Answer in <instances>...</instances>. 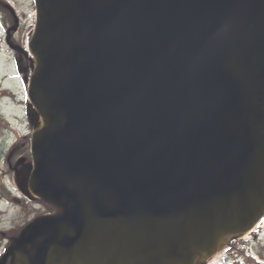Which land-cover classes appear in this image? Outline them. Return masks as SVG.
Listing matches in <instances>:
<instances>
[{"label":"water","instance_id":"obj_1","mask_svg":"<svg viewBox=\"0 0 264 264\" xmlns=\"http://www.w3.org/2000/svg\"><path fill=\"white\" fill-rule=\"evenodd\" d=\"M17 264H194L264 212V0H36Z\"/></svg>","mask_w":264,"mask_h":264},{"label":"rangeland","instance_id":"obj_2","mask_svg":"<svg viewBox=\"0 0 264 264\" xmlns=\"http://www.w3.org/2000/svg\"><path fill=\"white\" fill-rule=\"evenodd\" d=\"M17 7L20 11L26 14L28 21V29L25 36H30L32 30L35 27V2L34 0H15ZM30 32V33H29ZM29 34V35H28ZM1 68L3 72L0 73L2 87H10L12 91L0 90V236L2 231L14 229L15 227H21L32 216L45 211V205L35 199L29 200L22 196L21 191L17 187L14 172L10 170L8 160L11 152L14 154L11 157V162L15 163L14 155L25 152V148L20 141L21 137L30 131V125L27 117V103L24 102L26 97L23 85L18 79L5 78V75L14 72L11 69V65L7 63V57H1ZM7 69V70H6ZM8 71V72H6ZM28 88L26 89V91ZM9 93L10 96H4ZM19 157V156H18ZM12 192H9V189ZM249 234V233H248ZM248 240H251V246L255 254L258 251L264 253V229L258 233V238L254 240L251 234H249ZM244 238V237H243ZM244 239H238V242H234L231 248H227L228 242L224 244V247L215 252L214 258L219 262L223 258L234 255H244L246 252V244L242 243ZM1 250V246H0ZM259 254V253H258ZM264 255V254H263ZM262 259L263 256L259 255ZM246 261L249 259L246 257ZM255 260V259H254Z\"/></svg>","mask_w":264,"mask_h":264},{"label":"flooded vegetation","instance_id":"obj_3","mask_svg":"<svg viewBox=\"0 0 264 264\" xmlns=\"http://www.w3.org/2000/svg\"><path fill=\"white\" fill-rule=\"evenodd\" d=\"M0 4L8 9L0 10V32L3 35V39L0 44L5 46L8 54L7 59L9 63L16 69L20 67L24 70H28L32 67V61L29 56L25 53L24 49V36L28 29L27 16L21 11H15L12 8V2L10 0H0ZM15 4V2H14ZM23 47V48H22ZM24 49V50H23ZM21 80L24 81L26 75L22 74Z\"/></svg>","mask_w":264,"mask_h":264},{"label":"bare ground","instance_id":"obj_4","mask_svg":"<svg viewBox=\"0 0 264 264\" xmlns=\"http://www.w3.org/2000/svg\"><path fill=\"white\" fill-rule=\"evenodd\" d=\"M247 233H248V232H246L245 235H246ZM229 236H230V235H229ZM223 241H227V237H226V238L223 237V238L219 241L217 248H220V247L222 246ZM207 256H208V253H205V254L202 255L201 259L203 260V259H205Z\"/></svg>","mask_w":264,"mask_h":264},{"label":"trees","instance_id":"obj_5","mask_svg":"<svg viewBox=\"0 0 264 264\" xmlns=\"http://www.w3.org/2000/svg\"><path fill=\"white\" fill-rule=\"evenodd\" d=\"M49 206L51 207V210H57L58 207L54 204L49 203Z\"/></svg>","mask_w":264,"mask_h":264}]
</instances>
